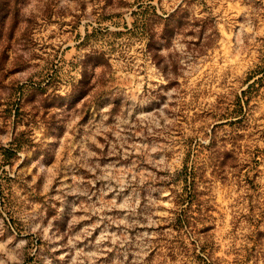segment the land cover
<instances>
[{
  "label": "rangeland",
  "instance_id": "374dc122",
  "mask_svg": "<svg viewBox=\"0 0 264 264\" xmlns=\"http://www.w3.org/2000/svg\"><path fill=\"white\" fill-rule=\"evenodd\" d=\"M0 264H264V0H0Z\"/></svg>",
  "mask_w": 264,
  "mask_h": 264
},
{
  "label": "trees",
  "instance_id": "16d2710c",
  "mask_svg": "<svg viewBox=\"0 0 264 264\" xmlns=\"http://www.w3.org/2000/svg\"><path fill=\"white\" fill-rule=\"evenodd\" d=\"M257 84H258V83H256V82H255V83H253L252 85H250V86L248 87V89H247V90L249 91V90H252V89L256 88V85H257ZM243 93H244V94H246V91H245V92H243Z\"/></svg>",
  "mask_w": 264,
  "mask_h": 264
}]
</instances>
